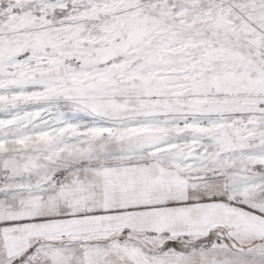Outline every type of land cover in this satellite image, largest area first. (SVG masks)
Returning <instances> with one entry per match:
<instances>
[{"label":"snow or ice","instance_id":"6c2138e0","mask_svg":"<svg viewBox=\"0 0 264 264\" xmlns=\"http://www.w3.org/2000/svg\"><path fill=\"white\" fill-rule=\"evenodd\" d=\"M0 264H264V0H0Z\"/></svg>","mask_w":264,"mask_h":264}]
</instances>
